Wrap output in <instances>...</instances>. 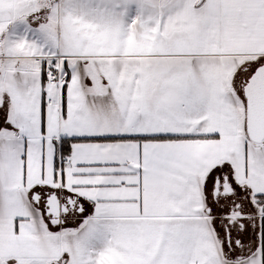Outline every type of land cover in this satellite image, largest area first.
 Here are the masks:
<instances>
[{
    "label": "snow or ice",
    "instance_id": "obj_1",
    "mask_svg": "<svg viewBox=\"0 0 264 264\" xmlns=\"http://www.w3.org/2000/svg\"><path fill=\"white\" fill-rule=\"evenodd\" d=\"M0 112V264H264V0H0Z\"/></svg>",
    "mask_w": 264,
    "mask_h": 264
},
{
    "label": "rangeland",
    "instance_id": "obj_2",
    "mask_svg": "<svg viewBox=\"0 0 264 264\" xmlns=\"http://www.w3.org/2000/svg\"><path fill=\"white\" fill-rule=\"evenodd\" d=\"M3 120H4V114L3 112H1L0 113V124H2Z\"/></svg>",
    "mask_w": 264,
    "mask_h": 264
},
{
    "label": "crops",
    "instance_id": "obj_3",
    "mask_svg": "<svg viewBox=\"0 0 264 264\" xmlns=\"http://www.w3.org/2000/svg\"><path fill=\"white\" fill-rule=\"evenodd\" d=\"M86 83H88L89 84V86H90V84H91V82L90 81H86ZM1 113V112H0ZM3 123V122H2Z\"/></svg>",
    "mask_w": 264,
    "mask_h": 264
}]
</instances>
